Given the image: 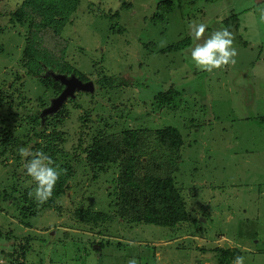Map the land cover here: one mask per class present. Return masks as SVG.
<instances>
[{
  "label": "rangeland",
  "instance_id": "374dc122",
  "mask_svg": "<svg viewBox=\"0 0 264 264\" xmlns=\"http://www.w3.org/2000/svg\"><path fill=\"white\" fill-rule=\"evenodd\" d=\"M24 2L0 0V96L14 95L13 108L0 109L2 118L29 121L47 102L45 126L65 108L60 129L73 158H84L77 146L84 131L96 130L97 118L110 117L115 130L138 124L152 135L176 127L185 144L174 177L189 221L175 228L132 224L115 208L113 222L79 224L72 219L79 207L110 214L108 190L118 176L112 169L98 173L85 161L76 164L71 190L59 201L62 215L47 209L22 218L1 194L18 181L30 184L28 159L17 151L6 155L8 161L0 157V264H10L9 257H19L15 264H127L133 257L139 264H221L217 248L239 250L245 264H264V0H38L21 22L14 15L25 11ZM170 6L163 23L152 22L160 18L158 8ZM193 21L208 25L206 36L223 28L233 33L235 65L211 73L197 68L191 59L198 43L189 27ZM185 40V49L169 48ZM37 44L51 53L49 68L77 70L93 82L94 92H78L56 112L45 113L60 94L30 74L23 53L25 45L38 51ZM112 76L126 79L129 87L97 84ZM171 90L181 93L178 105L156 113V96ZM136 117L139 123L132 121ZM24 187H17L16 196ZM96 241L104 244L99 252Z\"/></svg>",
  "mask_w": 264,
  "mask_h": 264
},
{
  "label": "trees",
  "instance_id": "16d2710c",
  "mask_svg": "<svg viewBox=\"0 0 264 264\" xmlns=\"http://www.w3.org/2000/svg\"><path fill=\"white\" fill-rule=\"evenodd\" d=\"M79 1V0H78ZM215 1V0H208ZM162 2V1H161ZM78 4V2H77ZM77 4L71 8V11L76 9ZM25 8L24 12L14 15V17H20L19 20L23 22L21 16L28 17L29 12H34V8L38 7V0H25L23 3ZM33 9V10H32ZM158 14L160 18H152L153 23H163L164 15L170 13L173 9L170 6L168 9L158 8ZM162 12H159V11ZM70 10H67V13ZM236 18V17H235ZM231 19V18H230ZM229 19V20H230ZM234 24V23H233ZM240 26V23L238 27ZM237 30V28H235ZM38 45V44H37ZM188 43L181 41L169 48L172 51L178 52L187 47ZM29 50L25 45L23 55L27 58V64L30 68V74L33 76H39L38 81L46 85V87L55 88L54 91L57 94H61L63 86L52 77H43V74L47 71L55 72L51 67L52 58L49 56L51 53L47 49ZM4 52L3 46L0 45V53ZM53 55V54H52ZM24 60V58H23ZM72 74L75 73L80 80L86 82L87 78L81 75L77 70H61L56 74ZM97 84L101 88L106 89L109 87L120 88L129 87L130 82L120 76L104 77L97 81ZM1 89V86H0ZM180 92L171 90L166 93H161L155 98V102L152 104L157 112H160L166 107H176L178 105ZM13 94H8L4 99L0 96V109H7L10 111L13 108ZM70 100V99H69ZM52 101V100H51ZM45 102V101H44ZM122 102L120 106L123 104ZM44 103L42 105L43 110H39L37 114L33 115L31 120H26L18 116L6 115L2 118L0 115V157L6 158L7 154L15 153L20 147H25L31 151H43L49 155L56 165H59L62 170L59 181L57 182L53 196L43 204H38L34 197L29 196V192L36 186L35 181L26 173V183H30L27 187H24L20 181L13 184L10 190H4L1 194L6 200H12L13 206L18 210L22 218H35L44 210H54L59 215L64 213V208L59 201L68 195L71 190L70 181L73 179L76 171V164H80L85 161L86 165L90 166L98 173H106L109 170L118 172V176L112 179L111 190H108V195L111 200L110 214L106 215L102 212H95L92 208L79 207L73 213V220H76L79 224H104L113 222L117 215L118 209L122 219L132 224H148L155 225L164 228H175L181 223L189 221V214L186 209V203L181 193V188L177 186L174 173L178 171L175 162L180 161V157L177 155L183 145L185 144L184 137L179 129L173 126H166L164 128L157 129L154 134L149 132L148 128L143 126H134L131 128L123 127L121 130H115L114 124L111 118L102 117L96 119L99 123L94 131H84L82 136H88V144H83V139L77 146V150L85 153L84 158L71 157L70 151L65 146V132L60 127L64 125V112L60 110L57 114L49 116L42 126L41 121H45L42 118V113L45 109ZM41 109V108H40ZM151 113H154L151 111ZM89 113L87 117H89ZM148 116V115H146ZM123 117V115H122ZM141 117H136L132 121L138 122ZM23 131L22 137L19 136L20 131ZM90 132V133H89ZM151 144H156L159 148L167 151L165 153L158 149L153 150ZM76 148V147H75ZM74 148V149H75ZM171 149L176 152V159L171 154ZM160 152V154H159ZM31 159V157H27ZM26 162V161H25ZM98 177V174H94V178ZM20 184V185H19ZM24 187L20 196H16L20 189L17 187ZM29 243H24L21 247L20 255L26 254V250L29 247ZM97 245V252L103 249L104 244L96 241L93 244ZM217 252L220 253V258L223 264L224 262H231L237 255H242L239 250H230L224 248H217ZM25 257V255H24ZM21 258L22 260L24 259ZM19 258V257H18ZM18 258L10 259V264H15ZM23 264L22 261H20Z\"/></svg>",
  "mask_w": 264,
  "mask_h": 264
},
{
  "label": "clouds",
  "instance_id": "9594fccd",
  "mask_svg": "<svg viewBox=\"0 0 264 264\" xmlns=\"http://www.w3.org/2000/svg\"><path fill=\"white\" fill-rule=\"evenodd\" d=\"M189 27L194 40L198 41L191 49V59L197 68L211 73L214 70L235 65L238 51L234 47V35L229 29L215 30L206 36L207 24L193 21ZM18 153L23 158L31 157L24 164L27 175L35 181L36 185L29 192V196L34 197L38 204L46 203L53 196L62 170L43 151L33 152L28 148L20 147ZM127 264H139V262L133 257L128 260ZM232 264H245V257L237 255Z\"/></svg>",
  "mask_w": 264,
  "mask_h": 264
},
{
  "label": "water",
  "instance_id": "95a60500",
  "mask_svg": "<svg viewBox=\"0 0 264 264\" xmlns=\"http://www.w3.org/2000/svg\"><path fill=\"white\" fill-rule=\"evenodd\" d=\"M49 76L58 81L63 86V91L58 96V98L52 100L51 106L47 108L45 113L56 112L59 109L60 105H62V103H64V101H66L68 97L73 98L78 92H94L93 82H83L75 74H56L54 72L48 71L46 77Z\"/></svg>",
  "mask_w": 264,
  "mask_h": 264
}]
</instances>
